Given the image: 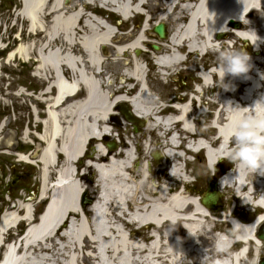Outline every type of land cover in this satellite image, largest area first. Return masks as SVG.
I'll list each match as a JSON object with an SVG mask.
<instances>
[{"label":"bare ground","instance_id":"6f19581e","mask_svg":"<svg viewBox=\"0 0 264 264\" xmlns=\"http://www.w3.org/2000/svg\"><path fill=\"white\" fill-rule=\"evenodd\" d=\"M62 1L20 0L22 6L18 16L26 23L29 40L40 38L34 45L30 44L27 51L22 46L16 47L8 58L18 54L25 60L27 56H33L35 74L49 70L52 83L48 86L55 89V94L48 106L43 133L37 136L43 143L38 158L33 162L20 156L19 161L37 166L40 201L48 192L52 199L34 226H31L29 206L20 204L15 211H5L1 215L0 248L2 236L16 228L17 223L28 222L29 226L24 238L9 246L4 263L36 264L40 261L38 264H41L48 258L47 253L55 248L62 261L69 258L65 253L73 255L72 263L63 264H79L84 251L94 264H187V259L191 260L190 264H245L248 259L246 249L254 243L257 245L254 247L260 244L254 238V232L264 221L263 217L236 232L233 246L227 240L211 236V230L220 228L227 216L210 211L201 204V199H194L190 191L175 190L174 186L177 182L181 184L183 178L179 169H173L166 181L157 184L154 172L158 170H151L149 162L133 161L129 146L119 153L116 147L109 150L97 147L91 153H84L88 160L83 170L96 173L99 190L92 205L83 211L79 196L85 190L80 182L84 175L75 172L74 163L84 158L81 154L86 141L100 144V137L102 139L107 134L108 116L122 101L130 102L132 113L152 119L147 127L157 122L156 116L162 106L147 88L140 64L143 55L139 52L148 42L146 35L152 17L144 8L149 4L152 6L150 10L158 8L157 23L166 25L171 21L177 24L166 42L160 44L164 48L159 46L158 54L154 55L159 72H180L179 67L191 61L193 56H215L223 51L243 48L251 57L252 68L247 78L226 76L224 81L232 80L233 93L234 88L242 86L244 95L233 99L241 107L252 106L264 94V80L259 76L264 73V0H73L68 7ZM98 6L112 8L125 23L136 13H142L143 24L120 40L108 24L86 14L85 11L100 14ZM218 34L225 35L230 41L216 39ZM239 41L246 45L239 46ZM247 42L253 54L247 48ZM105 47L112 49L118 61L136 53L130 64L116 65L124 77L121 81L134 83L137 88L130 100L125 97L132 87L124 85L115 92L107 90L106 94L95 80L104 60L100 50ZM204 71L208 75H198L202 86L196 89L210 88L218 92L216 84L223 75L222 71L219 67ZM80 88L84 89V96L78 98ZM215 97V111L206 129V133H214V139L199 138L185 145L188 150L201 149L210 167L234 146V129L238 123L233 113L222 105L226 102L223 94ZM192 102L189 97L185 104L175 108L176 115L157 122V129L168 136L166 151H162L160 158L172 161L180 158L176 153L181 144L180 135L174 132L173 125L177 123L184 135L193 134ZM146 105L153 106L152 113L145 111ZM203 114L202 111L199 113ZM249 114L264 121V105L241 113L242 116ZM228 175H237V178L231 183H221V179ZM225 176L213 186L218 203L216 211L222 201V209L226 210L229 201L235 200L264 215V175L238 166ZM223 193L227 198L222 200ZM210 216L217 217L218 223ZM133 226L137 227L140 240L134 238V231L130 230L129 236L126 234L124 228ZM57 241L63 245L59 246Z\"/></svg>","mask_w":264,"mask_h":264},{"label":"rangeland","instance_id":"374dc122","mask_svg":"<svg viewBox=\"0 0 264 264\" xmlns=\"http://www.w3.org/2000/svg\"><path fill=\"white\" fill-rule=\"evenodd\" d=\"M72 1L73 0H70L67 6L64 5V1H62V4L68 7L71 5ZM21 6L22 3L20 0H0V216L5 211L10 213L15 211L20 204L29 206L31 208V226H34L38 221L39 214L43 212L44 207L49 201L50 192L46 194L43 200H38L40 191L38 168L36 165H31L29 163L25 164L19 161V157H27L33 162L38 158L39 150L43 148V143L39 142L37 136L43 133V123L47 117L48 106L51 104L52 98L54 97L55 89L48 86L52 83V76L49 70L42 72V75L40 73V75L35 74L36 62L33 56H27L25 60L18 54L11 59L8 58L16 47L22 46L27 51L30 44L34 45L36 39L40 38L39 36L33 38L32 41L29 40L26 23L18 16ZM151 7V4L145 7L146 11L152 17V20L149 23V30L146 35V40L148 42L145 43L143 47L145 51L139 50L143 57L141 62H138H140L143 67V78L147 82V88L153 94V97L157 100L159 105L162 106L160 114L156 116L157 122H160L164 117L176 115L177 111L169 106V104H177L179 106V104H185L186 101L189 100V97L195 98L196 101L193 100L190 106V118L193 119L194 122L193 134L189 136L184 135L180 132V126L177 123L173 125L174 132L180 135L179 141L181 144L179 151L183 150L186 157L190 154L185 148L187 142L195 141L199 138L212 140L215 137L213 132L206 133L207 124L212 120L213 112L215 111L213 106L214 96L223 94L224 101H235L233 98L240 99L243 96L242 93L244 89H242V86L237 89L234 88L233 93V82L228 79L224 82L230 85L231 90L225 91L221 87H218V92L210 88H208L209 90H205V88H199V91L195 90L197 87L202 86V82L197 77V73L202 69L218 68L221 53L224 51L215 56L210 54L193 56L191 61H187L179 67L180 72L177 70L172 73L159 72L154 64V55L158 54V51H152L149 45H157L164 48V45L160 44L165 43L166 39L159 41L150 32L151 28L157 23L156 14H158V8L150 10ZM98 8L100 16L102 17H106V13H110L99 6ZM85 12L88 14L87 11ZM115 19L116 16L111 15L107 18V21L116 24L114 21ZM132 23L135 27H133V31L140 29L143 23V17H136L132 20ZM165 24L168 38L177 24L171 21H167ZM118 28L123 31L126 29L130 31V22L128 21L125 23L122 21L121 27ZM119 36L121 37L120 40L125 38L123 34ZM222 40L230 41L226 36ZM237 44L239 46L246 45L243 41H239ZM247 48L250 49L251 54L254 53L248 42ZM111 50L112 49L108 47L106 54H103L100 50L104 60L99 68L100 73L96 75L97 78H95V80L101 85V88L106 94L108 93L107 90L115 92L120 88L125 86L128 88V86H130V88L132 87L133 89L127 96L133 97L137 88H134V83L124 84L121 81L124 77L122 76L121 68H118L119 66L116 65L121 63L124 67L128 63L130 64L134 59L133 57L136 56V53H130L127 57H122L118 61L115 60ZM262 93H264V89H262ZM121 95L126 96L124 94H120L119 96ZM83 96L84 89L80 88L78 98ZM233 103L237 104L236 101ZM144 109L146 112H153V106L151 105H146ZM201 111L204 113L203 115H199ZM113 113L117 118L114 120L108 116L109 124L107 125V135L103 136L99 141V145H95L96 141L88 142V145L86 144L87 146L84 144L83 149L87 147L85 152L91 153V150L97 147L107 149L106 145L112 142L116 145L117 153L129 146L137 163L146 164V162H149L151 164V170H158L157 173L154 172L155 177L157 176V180L155 178L157 184L166 181L169 176L168 169L175 161L168 158H160L156 161L153 159L152 153L159 152L162 154V151H166L165 143L168 136L157 129V122L155 124L151 123V125L147 127L152 121L150 117L144 118L145 123H143V128L146 126L145 129H141L139 133H134L133 129L122 119L118 111H116V113L113 111ZM185 157L179 159V162L181 164L183 162L185 163L186 174L190 175V180H192V182L190 185H184V191H190L194 199H200L202 194L208 191L209 186L212 185V178L225 174L227 171L231 170L236 162L231 156L233 164L231 165L230 162L224 160L217 166V171L213 174V172L206 167L203 152H200L197 156H193V160H190L192 163L189 165L187 164L189 161H186ZM87 160L88 159L84 156V158L74 163V167L77 168L75 169L76 172L84 175V179H81L80 182L93 202L99 187L95 182L96 173L92 170H83L84 163ZM58 162H60V159L57 160L56 164ZM177 183L178 184L174 187L175 190L178 191L181 188L180 186L185 183ZM226 198V195L223 193L221 199L223 200ZM233 202L236 204V214L234 215L247 222L252 221L254 217L260 213V211H256L253 214V210H255L254 207H244L235 200L229 201L226 210L222 209L224 207L222 201L221 206H219L220 209L216 211V207L213 213L218 212L220 216H229V209ZM19 214L22 215V211H19ZM224 226L225 223H222L219 228L220 233L225 232ZM28 227V222H21L16 229H11L5 234L4 242L16 238L19 229L25 231ZM124 229L126 233L130 230L134 231L133 235H136L134 238L140 240L136 234V226H133L131 229ZM215 231H218V229H212L210 234L218 238ZM228 231L229 234L232 235V232L230 230ZM57 243L59 246L63 245L60 241H57ZM2 251L3 247L0 248V258ZM47 254L48 256L46 255V257L48 258L41 261V264L68 263L73 257L70 252L65 253L69 258L62 261L57 255L55 248L51 249ZM246 254H248V259H246L245 264H257L259 258L264 256V246L262 245L261 248L252 245L248 247ZM186 261L187 264H190L191 260L187 259ZM39 262L40 261L36 264ZM78 263L94 264L90 257H86L85 251L81 253Z\"/></svg>","mask_w":264,"mask_h":264},{"label":"clouds","instance_id":"9594fccd","mask_svg":"<svg viewBox=\"0 0 264 264\" xmlns=\"http://www.w3.org/2000/svg\"><path fill=\"white\" fill-rule=\"evenodd\" d=\"M250 60V55L243 48L221 53L218 66L223 75L217 81L216 86L228 91L231 90V87L224 82L226 76L233 78L243 76L247 78V74L252 68ZM198 75L207 76L208 73L202 71ZM259 76L261 80H264V73H259ZM222 105L229 109L238 121L233 135L232 158L238 162L239 167L252 170L254 174L264 175V121H258L252 114L241 115L246 109L264 105V94H261L250 107H241L238 103L234 104L231 100L226 101ZM236 178L237 175H228L221 179V183L225 181L231 183Z\"/></svg>","mask_w":264,"mask_h":264},{"label":"water","instance_id":"95a60500","mask_svg":"<svg viewBox=\"0 0 264 264\" xmlns=\"http://www.w3.org/2000/svg\"><path fill=\"white\" fill-rule=\"evenodd\" d=\"M70 0H66L65 4L67 5L69 3ZM153 33L160 39L163 40L166 37V33H165V29L164 26L162 24H159L157 26H155L153 28ZM217 38H221L220 35H218ZM152 49L154 50H158V48L156 46H152ZM120 113L123 115V117L125 118V120L128 123H138L140 125H143L139 119H136L135 115H133L132 110L129 109L128 106H126L125 104H120L118 106ZM134 133L137 132L136 129H134L133 131ZM110 148H113L112 146H110ZM157 157V156H156ZM92 203L91 199H87L85 197V193L82 195L81 197V207L85 208L86 206H89ZM202 203L204 205H206L208 208L213 209L215 207V199L213 197V194H206L203 199H202ZM258 238L264 242V232H260V234L258 235ZM258 264H264V258H262Z\"/></svg>","mask_w":264,"mask_h":264}]
</instances>
